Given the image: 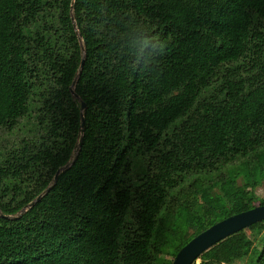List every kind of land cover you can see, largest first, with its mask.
Returning a JSON list of instances; mask_svg holds the SVG:
<instances>
[{"label":"trees","instance_id":"16d2710c","mask_svg":"<svg viewBox=\"0 0 264 264\" xmlns=\"http://www.w3.org/2000/svg\"><path fill=\"white\" fill-rule=\"evenodd\" d=\"M261 184L264 0H0V264H171Z\"/></svg>","mask_w":264,"mask_h":264},{"label":"water","instance_id":"95a60500","mask_svg":"<svg viewBox=\"0 0 264 264\" xmlns=\"http://www.w3.org/2000/svg\"><path fill=\"white\" fill-rule=\"evenodd\" d=\"M74 26V25H73ZM79 39V36H78ZM80 41V40H79ZM82 50V48H81ZM82 66V62L79 64V70ZM79 71L77 72L78 75ZM76 79V78H75ZM75 79L71 82L70 85V92L74 96V98L78 99L77 96L73 93L72 87L75 83ZM84 104L82 102H79V112H80V126L77 134V141L73 149V157L70 163L75 159L77 150L80 146L81 142V133H82V111L84 109ZM69 163V164H70ZM69 164H65L63 167L59 168L54 176H53V182H55L57 178V174L61 171H63L66 167H68ZM49 188H46L41 194H39L32 202L25 205L20 213L17 216L9 217V216H1L6 219H12L18 217L22 212H24L27 208L32 206L36 201L39 200V198L44 195ZM264 220V204L261 206H255L251 209H248L246 211L231 215L225 219H222L212 225H210L208 228L203 230L202 232L198 233L194 237H192L190 240H188L174 255V257L171 260V264H192L197 257L204 251H206L209 247H211L213 244L219 242L220 240L242 230L247 227H249L252 224H255L257 222H261Z\"/></svg>","mask_w":264,"mask_h":264},{"label":"rangeland","instance_id":"374dc122","mask_svg":"<svg viewBox=\"0 0 264 264\" xmlns=\"http://www.w3.org/2000/svg\"><path fill=\"white\" fill-rule=\"evenodd\" d=\"M251 193L253 197L264 200V185L261 184L260 186L256 187ZM247 238H252V237L248 236ZM263 246H264V237H262V234L257 235L253 239V245L250 254L243 261L236 262L234 264H246V263L254 264Z\"/></svg>","mask_w":264,"mask_h":264}]
</instances>
